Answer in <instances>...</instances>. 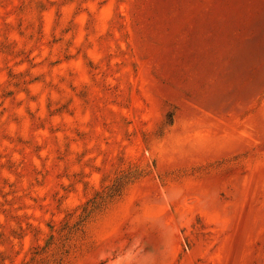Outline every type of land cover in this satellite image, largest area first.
Returning a JSON list of instances; mask_svg holds the SVG:
<instances>
[{
    "label": "rangeland",
    "instance_id": "1",
    "mask_svg": "<svg viewBox=\"0 0 264 264\" xmlns=\"http://www.w3.org/2000/svg\"><path fill=\"white\" fill-rule=\"evenodd\" d=\"M0 264H264V0H0Z\"/></svg>",
    "mask_w": 264,
    "mask_h": 264
}]
</instances>
